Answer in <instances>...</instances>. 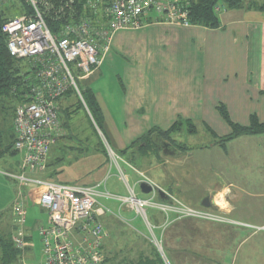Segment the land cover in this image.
<instances>
[{"label": "crops", "instance_id": "0c3cea01", "mask_svg": "<svg viewBox=\"0 0 264 264\" xmlns=\"http://www.w3.org/2000/svg\"><path fill=\"white\" fill-rule=\"evenodd\" d=\"M218 17L220 24L216 28L152 20L138 29L116 31L109 50L100 54V65L80 79L99 105L102 132L88 109L78 104L76 92H66L56 101L60 131L50 146L47 167L35 176L71 185L104 183L106 190L110 192V188L113 192L114 183L121 179L122 173L125 186L121 196L127 195V186L139 188V183L149 178L158 187L166 188L165 193L176 197L179 188L170 187L173 183L169 186L160 183V186L158 181L163 177L155 169L156 165L131 153L135 148L133 143L149 129L167 130L176 121L182 125L188 122L202 125L211 140L207 145L196 147L197 160L205 164L208 157V166L220 181L216 185L204 184L202 189H214L227 195L225 215L231 221L213 224L238 227L237 248L259 237L258 249L250 250V257L258 253L257 259L264 261V133L240 135L223 144L216 141L231 132L218 113L219 105L226 108L234 124L246 126L252 117L264 123V6L244 3L237 8H223ZM9 129L14 132L13 120ZM151 137H158L174 147H171L174 153L167 156H183L184 160L194 156L193 147L185 144L187 147L180 149L181 144L171 133L165 136L154 132ZM108 148L116 161L110 157ZM155 148L162 154L161 149ZM121 151L124 154H120ZM156 155L158 153H154L155 158ZM19 165L20 160L16 164L18 170ZM39 191L34 185L21 189L26 213L22 227L24 249L17 259L0 261V264L40 263L39 227L48 225L49 217L39 205ZM17 193L11 202V217ZM156 196L158 198L157 193ZM220 199L221 196H217V200ZM100 201L112 210L117 209L118 213L126 208L114 199ZM29 209L40 211L34 212L35 223L27 226ZM104 217L107 215L100 220ZM158 217L153 218L157 227L161 225ZM183 220L170 219L168 228ZM1 225L2 234L12 238L14 219L6 221L0 217ZM230 232L235 234V231ZM242 233L246 236L241 239ZM73 235L81 239L78 230H74Z\"/></svg>", "mask_w": 264, "mask_h": 264}, {"label": "built area", "instance_id": "2783aa9c", "mask_svg": "<svg viewBox=\"0 0 264 264\" xmlns=\"http://www.w3.org/2000/svg\"><path fill=\"white\" fill-rule=\"evenodd\" d=\"M12 1L21 2L24 10L8 17L2 23L1 31L6 36L10 55L27 59L34 68V77L29 78L27 100L17 104L14 112L13 148L21 158L19 171H1L4 176L14 179L19 187L12 206L14 247L24 246L22 227L26 213L21 189L28 185L39 188V205L49 217L48 225L39 227L42 244L39 264H100L103 261L102 241L108 233L100 217L114 213L101 203V199L117 200L140 215L152 236L156 227L148 221L146 207L156 208L164 214L165 221L159 225L162 229L176 213L178 219L190 217L209 222H231L225 215L226 205L221 207V202L227 203L226 194L220 200L216 197L210 208L198 209L175 200L170 194H167V201L159 200L154 191L146 198H140L134 188L127 186V195L121 196L106 190L104 183L71 185L35 176L45 170L50 146L60 131L57 99L69 89L82 99L76 81L100 65V54L109 50L112 35L124 28L138 29L152 20L187 26L190 24L186 10L189 0H88L85 7L91 15L77 21L73 20L74 0H66L53 11L61 21L56 32L50 29L42 12V8L52 11L47 0H0V12ZM66 10L68 17L64 16ZM215 10L219 13L223 8L216 6ZM108 152L116 161L110 148ZM120 177L124 180L122 173ZM74 230L81 233L80 240L73 235ZM154 239L161 249L155 236Z\"/></svg>", "mask_w": 264, "mask_h": 264}, {"label": "rangeland", "instance_id": "374dc122", "mask_svg": "<svg viewBox=\"0 0 264 264\" xmlns=\"http://www.w3.org/2000/svg\"><path fill=\"white\" fill-rule=\"evenodd\" d=\"M242 1L249 5L263 4L264 6V0ZM222 8H224V6H222ZM4 10H6L8 17H14L23 12L24 6L19 1H12V3L10 2L5 5ZM27 61V59H24L21 64L26 65L28 64ZM76 95L77 100L79 98L84 107L88 109L83 98L81 99L78 94ZM62 114L63 113H60V115ZM9 121V118L8 121H4L6 130L9 129ZM175 123L172 124L167 130L151 128L145 134L154 129L160 132H165V136H168L170 133L173 134V136H175V138H177L179 141V144H181L180 149L184 150L182 146L187 147L185 144L193 147L194 156L192 158L184 160L183 156L174 158L163 155L157 151L153 144H148V146L143 149V151L139 150L137 146H134V151L131 153H135L137 156L140 155L145 157V159L153 161V164L156 165L155 169L157 168L156 170L158 171L159 175L163 177L161 181L157 180L159 184L161 183L162 185L164 184L169 186L171 183H173L170 185V187L175 186L179 188L180 193L174 197L175 200L194 208L203 209V207L200 206V203L204 197L208 196L211 206H213V200L215 199L216 201L217 196H223L222 191H213L214 189H208L205 191L202 189V186L204 184L216 185L220 181L217 175H215V172L209 168L208 157H206L207 159L205 161L207 162H205V164L198 162L197 156L199 152H197L196 148L197 146L207 145L211 140L210 134L205 132V127L202 125H190L189 122L185 123L186 125ZM174 125L176 126L175 128ZM98 130L102 132L99 128ZM137 140L138 139H136V141ZM142 152L146 153L142 154ZM154 153H158V155H156L158 156L157 158L154 157ZM151 155H153V157L150 158L149 156ZM20 159V155L15 154L7 155L4 159L0 160V217L6 221L15 218L13 214L12 217L10 216V206L12 199L18 192V186L14 179L4 176L1 171L9 170L17 173L19 170L16 169V164ZM170 179L174 181L170 182ZM147 181L153 186L158 187L156 183L153 184L151 179L148 178ZM114 184L116 188H114L115 190L113 192H111L112 189L109 188V190H111L110 192L113 194L122 195L123 193L121 192H123L122 189H124L125 186L124 180L121 178ZM161 189L164 191L167 190L163 187ZM134 190L137 196L140 198H146L148 196L143 194L137 186L134 187ZM154 192L156 193V191ZM181 192H183L184 195ZM190 192L194 194H191ZM196 192L199 193L197 194ZM112 202L117 203L116 201ZM107 204L109 203L107 202ZM225 205V203H221V207H224ZM109 206L112 207L113 205L109 204ZM145 210L148 221L151 223H154L153 218L158 216V220H160L161 224L163 221H165L164 214L159 212V210L156 208L153 209L151 207H146ZM38 211H40V209L28 210L26 218L27 226L30 222L35 223L36 218L34 217V212L38 213ZM111 211H113L116 216H111L113 214H107V217H104L102 220L104 226L106 227L108 236L105 238V242H103L105 245L103 254L104 259L100 264H104V260H106L107 257L110 258L108 259V262H112L114 258L121 260L122 263L132 261L136 259L137 254H141L143 259H149L151 264H161L158 257L152 252V247L156 248L160 259L164 262V264H264V261L257 259L258 253H255L250 257V250L258 249L257 245L259 244V237L254 238L250 242L242 243L241 246L237 248L238 237L236 236V232L237 229H239L238 227L235 228V226L233 227L231 225L217 226L213 223L219 222H209L190 217H184L183 219L185 220H183V222L177 223L173 228H168V225L163 229L161 227L155 226L156 228L153 229L152 236L144 219L140 215L126 208H122L119 213L117 212V209H111ZM172 217L177 218L178 214L176 213L175 215L170 216V219H173ZM2 226L3 225L0 226L1 233V230H3ZM231 230L233 232L235 231V234L230 232ZM227 232L230 233L227 234ZM246 232L247 235L250 233L248 229ZM246 234L242 233L241 239L244 238ZM154 236L157 239L158 244L161 245L160 251L158 249V245L155 244ZM24 237L25 234L23 235V238ZM23 249L24 246L18 249L19 255L23 252ZM124 259H126V261H124ZM115 262L116 260H114V263Z\"/></svg>", "mask_w": 264, "mask_h": 264}, {"label": "trees", "instance_id": "16d2710c", "mask_svg": "<svg viewBox=\"0 0 264 264\" xmlns=\"http://www.w3.org/2000/svg\"><path fill=\"white\" fill-rule=\"evenodd\" d=\"M66 0H47L51 5L52 11L42 8V12L45 16V19L48 22L50 29L53 32H56L60 28V20L57 19V14L54 13L55 9ZM88 0H74L73 7L75 9L73 20H80L79 18L90 16L91 13L87 10L88 7H85ZM244 4L242 0H189V4L186 7L188 13V21L192 25H200L209 28H216L219 26L220 21L218 17V12L215 10L216 6H224V8H237L241 7ZM68 10L65 11L67 16ZM66 17V18H67ZM70 17V16H69ZM8 18L6 10L0 12V160L4 159L7 155L18 154L13 148L14 144V132L10 129H5L4 121L13 120L15 106L27 100L26 96L29 92L28 84L30 82L29 78L34 77V68L32 64L28 62L26 65H22L21 62L24 59H16L11 56L7 46H6V36L1 31L2 23ZM35 81V79H33ZM32 81V82H33ZM77 86L80 90V94L92 115L94 122L97 127L102 131V116L98 103L96 102L94 95L90 88L87 85H84L82 81H76ZM67 92L75 93L74 90L69 89ZM76 95V93H75ZM78 104L82 106L78 98ZM222 118L230 125L231 132L230 134L221 137L218 139V143L223 144L226 141L235 138L240 135H254L264 133V123L258 122L255 117H252L250 123L246 126L234 124L229 120L227 111L223 105L217 107ZM10 123V121H9ZM181 124L180 121H177L175 124ZM190 123V122H189ZM190 125H193L190 123ZM176 126L174 125V128ZM173 129V128H172ZM156 132L159 135H166L165 132H160L157 130H152L147 134L141 136L137 141L133 143L134 146H137L139 150L145 149L148 144H153L151 141V135ZM168 132V131H167ZM154 145V144H153ZM155 146V145H154ZM120 154H124V151H121ZM48 159V158H47ZM47 167V162H46ZM45 167V169H46ZM161 200V199H159ZM168 199H166L167 201ZM103 222V221H102ZM154 225H157L154 222ZM158 226V225H157ZM105 245L102 244V251L104 254ZM152 252L155 256L158 257L161 264L164 262L160 259V256L155 247H152ZM19 250L14 247L13 242L11 241L10 236L3 235L0 232V261L7 262L10 260H15L18 258ZM145 256V255H144ZM106 258V257H105ZM110 258H106L104 264H151L149 259L142 257L141 254H137L136 259L127 262H121L117 258H114L112 262H108ZM138 259V260H137ZM137 260V261H135ZM126 261V259H124ZM103 264V263H102Z\"/></svg>", "mask_w": 264, "mask_h": 264}, {"label": "water", "instance_id": "95a60500", "mask_svg": "<svg viewBox=\"0 0 264 264\" xmlns=\"http://www.w3.org/2000/svg\"><path fill=\"white\" fill-rule=\"evenodd\" d=\"M151 141L158 149H161V152L163 155H171L174 153V151L172 149L174 147L170 143H168V142H166V141H164L158 137L157 138L151 137ZM158 141L160 142V144H158ZM139 189L143 194H149V193H152L153 191H156L159 199H161V200L168 199L167 193H165L162 189H160L156 186H153L152 184H150L146 180H142L139 183ZM200 206H202L203 208H210L211 207V202H210V199L208 196H206L202 199ZM158 249H159V251L161 250L160 248H158Z\"/></svg>", "mask_w": 264, "mask_h": 264}]
</instances>
